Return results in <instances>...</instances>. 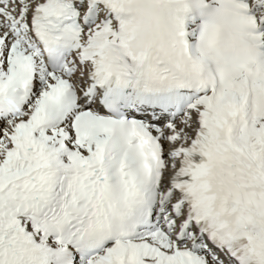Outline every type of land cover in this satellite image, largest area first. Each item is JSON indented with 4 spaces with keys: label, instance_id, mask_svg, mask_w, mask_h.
Here are the masks:
<instances>
[{
    "label": "snow or ice",
    "instance_id": "obj_1",
    "mask_svg": "<svg viewBox=\"0 0 264 264\" xmlns=\"http://www.w3.org/2000/svg\"><path fill=\"white\" fill-rule=\"evenodd\" d=\"M0 264H264V0H0Z\"/></svg>",
    "mask_w": 264,
    "mask_h": 264
}]
</instances>
